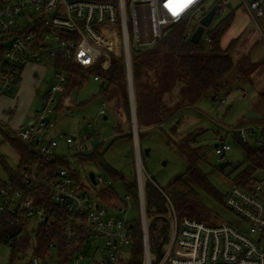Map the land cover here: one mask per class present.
I'll list each match as a JSON object with an SVG mask.
<instances>
[{
  "label": "built area",
  "instance_id": "1",
  "mask_svg": "<svg viewBox=\"0 0 264 264\" xmlns=\"http://www.w3.org/2000/svg\"><path fill=\"white\" fill-rule=\"evenodd\" d=\"M231 1L193 0L174 15L173 9L178 10L182 0H0V45L4 47L0 63V99L15 89L28 65L42 64L54 58L88 69L104 58L103 65L107 68L111 55L120 57L126 64L130 88L132 48L149 50L166 37L169 27L184 20L194 24L198 16L200 21L211 10H215L213 21L222 19L227 15ZM240 1L264 33L260 26L264 19V0ZM208 3L212 4L209 10L206 9ZM192 35L189 31L188 38L191 39ZM201 41H208L207 33L204 32ZM95 49L98 55L94 57ZM81 51L82 61L79 60ZM56 78L58 84L52 85L40 97L41 111L36 112L25 127L7 128L13 138L28 148L31 158L22 165L20 187L9 183L0 188V231L6 224H23L26 231H35L33 234L37 235L39 226L50 232L53 224L62 220V237L66 246H82L69 264L93 259L97 241L104 244L99 250L102 254L99 264H115L120 260L119 251L133 243L134 221L127 217L132 199L126 194L124 199L119 197V205L103 202L99 194L113 186L112 180L95 174L94 184L90 174L78 169L79 158L96 150L90 144L94 138L82 133L79 137L69 136L58 128L72 100L64 96L68 86L67 74L60 70ZM94 81L101 82V78L95 76ZM214 104L224 106L226 99L216 98ZM100 114H105V108H101ZM4 115L11 117L10 111L5 110ZM87 127L94 129L93 124ZM225 131L244 144L264 148V123L226 128ZM61 140L73 155L58 154ZM232 149L227 139L221 138L213 151L219 164L229 161ZM55 161L67 164L63 166ZM136 166L143 235L141 264H154L150 227L155 218L149 219L147 215L144 168L138 153ZM228 183L230 189L223 205L235 214L237 223L212 225L180 218L165 195L169 210L158 218L168 224L169 235L156 264H264V167L257 169L243 186L235 185L233 180ZM100 185H103L100 191L92 189ZM110 209L113 217L107 212ZM50 249L55 263L57 244L52 243ZM28 264H42V261L39 256L31 254Z\"/></svg>",
  "mask_w": 264,
  "mask_h": 264
},
{
  "label": "rangeland",
  "instance_id": "2",
  "mask_svg": "<svg viewBox=\"0 0 264 264\" xmlns=\"http://www.w3.org/2000/svg\"><path fill=\"white\" fill-rule=\"evenodd\" d=\"M239 4H241L240 0H232L234 9L238 8ZM211 7L212 4L208 3L206 9L209 10ZM198 18L199 16L195 19L194 25H197L199 22ZM221 20L223 18L214 20L211 26L206 28L205 33L215 28ZM262 22L263 20L260 21V26L264 32ZM257 29L245 8H239L236 10L234 22L224 34L221 42L222 47L227 48L233 39H239L231 55L235 62L247 57L255 64L258 61V69L256 68L250 74L249 79L245 76L235 77L236 69H234L225 77V80L229 83L224 90L209 92L198 103L182 109L178 115L160 126V128L142 130L141 140L137 126L138 137L136 136V140L138 141L136 142L138 143H135L134 138L132 111L131 121L129 122L120 105L117 92L115 91L106 97L101 92L102 81L96 82L93 77H89L81 89H76L72 93L75 105L65 110L58 124V128L66 135L79 137L80 133H82L83 135H92L94 138L90 144L98 150L101 162L79 163L78 169L86 173V175L95 173L109 177L107 171L104 170L106 166L123 176L126 181H130L137 175V147L140 148V155L142 148L144 152L148 149L149 155L145 153L144 162L140 157L142 167L144 168V183L147 184L148 180L151 179L158 187L167 190L187 170L186 160L171 140L177 141V138L192 133L198 128H203L205 134L202 144L208 146V161L201 165V169L208 174L211 185L221 194L226 195L230 189L228 180H232L239 173L245 171L249 167L250 162L234 138L227 135L225 129H237L250 124L264 123V118L246 119L245 117L251 110H254L255 114L264 115V100L261 98V95L264 94V61H259L264 57V41L260 38ZM263 35L264 33H261L264 39ZM111 57L113 59L116 56L111 55ZM111 61L109 62L110 65ZM105 62L104 58L98 65L106 68L103 65ZM172 62L173 59L167 65L170 69L174 67ZM59 71L55 64L48 63L47 61L42 64L28 65L23 74L22 81L15 86V89L11 93L0 99V122L5 123H0V180L2 182L9 180V171H16L22 160V150L15 142V138H7L9 136L7 128L10 127L17 130L27 125L29 120L36 115V104L39 97L46 94V89L51 88L54 84H58L56 74ZM35 73L40 75L39 78L34 77ZM149 74L154 76V72H149ZM259 75H262V77L260 78ZM138 83L137 81L138 103L145 118L148 103L145 96L141 97L142 88H139L140 83ZM216 98L221 100L226 99V104L224 106H216L214 104V99ZM101 108H105L104 115L100 114ZM5 110L10 111V118L4 115ZM105 116L107 117L106 120L104 119ZM88 124H93L94 129L89 130ZM175 125L178 127V136L174 137L170 134V131ZM130 133L133 135V141L128 136ZM221 138L227 139L228 143L233 147L228 157L231 164L222 171L217 170L219 163L213 153ZM57 152L65 156L73 155V152H71L64 140L60 141ZM83 182L88 184L86 178H83ZM102 187L103 185H100L98 188L94 186L92 189L100 191ZM114 187L119 197L124 199L126 194L122 184H114ZM199 198L202 205L209 210V224L219 225L222 223L238 222L235 214L230 209L224 207L223 203L212 198V196L199 191ZM107 212L109 213V217L114 216V214H111V209ZM127 217L131 221H140L139 208L132 201ZM103 246L104 244L101 241H97L93 248V259H85L81 264H99L102 260V254L99 250ZM132 251L133 243L129 247L121 249L119 251L120 261L127 262L130 260ZM9 256V248L0 247L1 264H9ZM29 258L30 253L20 255L15 264H26ZM158 260L154 257L153 263L156 264Z\"/></svg>",
  "mask_w": 264,
  "mask_h": 264
},
{
  "label": "trees",
  "instance_id": "3",
  "mask_svg": "<svg viewBox=\"0 0 264 264\" xmlns=\"http://www.w3.org/2000/svg\"><path fill=\"white\" fill-rule=\"evenodd\" d=\"M234 18L233 12L227 14L215 28L207 33L208 41H201L199 44H193L188 38L189 31L194 33L198 24H189L188 20H184L169 27L166 37L153 48L145 51L131 49L136 120L140 140L142 130L160 128L178 115L182 109L198 103L209 92L224 90L229 83L225 77L234 69H236L235 77L245 76L248 79L250 74L256 70V64L248 57L238 62L232 59L231 55L237 46V39L232 40L226 49L221 45L222 38L232 25ZM3 51L4 47L0 45V63L3 60ZM93 54L94 57L98 55V50L95 49ZM81 56H83L82 51L79 56L80 61H82ZM172 59L174 67L170 69L167 65ZM47 62L55 64L59 70L67 74L68 86L64 96H72L74 90L81 89L89 77L99 76L101 81L105 82V88L101 92L108 97L116 91L120 105L128 121H131L127 70L122 58L114 57L108 68H102L97 64L88 69H81L69 61L58 58L49 59ZM149 72H154V76H151ZM137 81L140 83L139 88H142L141 97L145 96L148 103L145 118L138 103ZM168 96L169 98H167ZM261 98L264 100V94L261 95ZM72 105H75L74 100ZM262 117L264 118V115ZM177 125L173 126L170 131L174 137L178 136ZM204 134L205 130L198 128L192 133L177 138V141L170 139L186 160L187 170L167 190L158 187L151 179L148 180L147 184L144 183L147 215L149 219L155 218L150 227V246L151 252L157 260L163 253L169 235L168 224L158 218V216L168 213L169 206L166 196L172 202L180 218H190L206 223H209V210L202 205L199 191L207 193L223 204L227 197V194H221L211 185L208 174L201 169V165L208 161V146L202 144ZM128 136L133 141V135L130 133ZM10 137L12 138V135L9 132L7 138ZM234 140L250 162L245 171L232 179L235 185L243 186L257 169L264 167V148H255L235 138ZM15 142L22 150V160L16 171H9L7 182L0 180V188L9 183L20 187L22 165L31 158L28 148L16 139ZM141 158L144 162L145 152L143 148ZM79 160L81 163L101 162L97 149L89 156L80 157ZM54 163L63 166L65 164L61 161ZM104 170L107 171L113 186L102 190L99 194L100 199L109 205L110 202L119 205L121 202L114 184L121 183L125 194L129 195L132 202L139 207L137 175L130 181H126L123 176L110 168L105 166ZM217 170H220L219 166ZM77 178H79V174ZM21 188L24 189L23 186ZM63 224L62 220H58L53 224L50 232H47L45 227L39 226L37 235L33 234L35 231H26L23 224L4 225L0 231V247L9 248V264H15L20 255L28 253L30 256L31 254L39 256L42 264H52L54 262L50 249L52 243L57 244L58 247V259L53 264H69L71 258L82 246L72 248L66 246L62 237ZM133 234L131 259L127 262L119 260L118 264L142 263L143 235L140 221H134Z\"/></svg>",
  "mask_w": 264,
  "mask_h": 264
},
{
  "label": "water",
  "instance_id": "4",
  "mask_svg": "<svg viewBox=\"0 0 264 264\" xmlns=\"http://www.w3.org/2000/svg\"><path fill=\"white\" fill-rule=\"evenodd\" d=\"M56 13V12H55ZM215 16V10H211L206 16H204L200 21L197 29L193 33L191 37V42L193 44H199L201 42V38L206 30V28H209L213 22ZM129 83H130V88H129V95H130V106H131V111H132V122H133V128H134V138H135V143H136V136L138 137L137 133V120H136V108H135V99H134V89H133V79H132V73L130 71L129 73ZM105 82H102L101 88H104ZM42 107V100L41 98L38 99L37 105H36V112H40ZM246 119H261L262 116L255 114L254 110H251L250 113H248L246 116ZM104 119L106 120L107 117L105 116ZM146 155H149V150H145ZM139 154H140V148H139ZM141 157V155H139ZM230 162L226 161L221 164H219L220 170H224L228 166H230ZM90 180L92 183L95 184V173H90ZM108 264H111V262H108Z\"/></svg>",
  "mask_w": 264,
  "mask_h": 264
},
{
  "label": "crops",
  "instance_id": "5",
  "mask_svg": "<svg viewBox=\"0 0 264 264\" xmlns=\"http://www.w3.org/2000/svg\"><path fill=\"white\" fill-rule=\"evenodd\" d=\"M238 8H236V9H234V7L232 6V1H231V5H230V8H229V10H228V12L230 13V12H233L234 13V16H236V10H238L239 8H242L243 6L241 5V4H239V6H237ZM244 8V7H243ZM246 10V9H245ZM247 11V10H246ZM248 12V11H247ZM249 14V13H248ZM235 19V18H234ZM234 22V21H233ZM263 25H264V19H263ZM257 27V26H256ZM258 28V27H257ZM262 28V27H261ZM263 30H264V28H263ZM257 31H258V34H259V36H260V38L264 41V39L262 38V36H261V30H259V29H257ZM237 40H239L238 38H236ZM233 40H235V39H233ZM230 44V43H229ZM224 49H226V48H224ZM260 62H262V61H264V57L262 58V59H260L259 60ZM253 62V61H252ZM259 62V63H260ZM258 65V61L256 62V66ZM257 69H258V66L256 67ZM26 69V68H25ZM25 69H24V72H25ZM24 72H23V74H24ZM39 74L38 73H35L34 74V77H36V78H39ZM260 76V75H259ZM264 76V75H263ZM262 77V75L260 76V78ZM22 78H23V75H22V77L20 78V81H19V83L22 81ZM260 81H262V80H260ZM18 83V84H19ZM105 88V87H104ZM48 91V89H46V91H45V93ZM70 98H71V102L69 103V105H68V107H67V109L68 108H70V107H72V106H74V105H72V102H73V99H72V96H69ZM40 98V97H39ZM38 101V100H37ZM37 105V104H36ZM257 114V113H256ZM258 115H260V116H262L261 114H258ZM263 117H261V119H262ZM31 120H29V122H30Z\"/></svg>",
  "mask_w": 264,
  "mask_h": 264
},
{
  "label": "snow or ice",
  "instance_id": "6",
  "mask_svg": "<svg viewBox=\"0 0 264 264\" xmlns=\"http://www.w3.org/2000/svg\"><path fill=\"white\" fill-rule=\"evenodd\" d=\"M192 2H193V0H182L180 8L178 10L177 9H173V14L174 15H178L179 14V11H182L183 8H186Z\"/></svg>",
  "mask_w": 264,
  "mask_h": 264
},
{
  "label": "bare ground",
  "instance_id": "7",
  "mask_svg": "<svg viewBox=\"0 0 264 264\" xmlns=\"http://www.w3.org/2000/svg\"><path fill=\"white\" fill-rule=\"evenodd\" d=\"M137 141H138V140H137ZM136 143H138V142H136ZM137 149H138V155H140V154H139V147H137ZM139 157H140V156H139Z\"/></svg>",
  "mask_w": 264,
  "mask_h": 264
}]
</instances>
